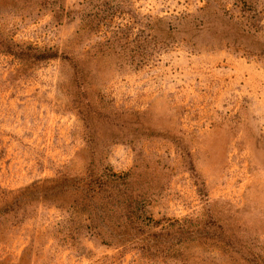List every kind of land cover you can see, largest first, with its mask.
<instances>
[{"label": "rangeland", "instance_id": "374dc122", "mask_svg": "<svg viewBox=\"0 0 264 264\" xmlns=\"http://www.w3.org/2000/svg\"><path fill=\"white\" fill-rule=\"evenodd\" d=\"M0 47V264H264V0H0Z\"/></svg>", "mask_w": 264, "mask_h": 264}, {"label": "trees", "instance_id": "16d2710c", "mask_svg": "<svg viewBox=\"0 0 264 264\" xmlns=\"http://www.w3.org/2000/svg\"><path fill=\"white\" fill-rule=\"evenodd\" d=\"M251 25V24H250ZM248 27H250V26H248ZM0 50H2V51H5V52H8V53H13V54H15V55H18L17 54V52H15L14 50H12L11 48H1L0 47ZM50 56H52V54H49ZM49 55H45V57H50ZM104 170H106V168L104 169ZM115 175V173H113V172H111V169H110V172H109V174H106L105 175V173H103L102 175H101V177L102 178H104L105 177V181H107V182H109V181H111L112 180V177ZM66 178V177H65ZM60 182H58V184H59ZM55 185L56 187L57 186H59V185ZM97 186H99V189L98 188H95V189H93L92 191H91V194H89V197H91V198H98V195H99V191L101 190V186H102V184L101 183H99V185H97ZM86 188V191H90V188H89V185L88 184H84V186H81L80 188H78L77 187V185L76 186H74L73 187V190H74V194L75 193H77L78 191H82L83 189H85ZM64 192H66V191H61V193H64ZM71 194H73L72 192H71ZM76 195V194H75ZM85 198H88V195L86 196V194L84 195V197L83 198H80V201L82 202L81 204L83 205V206H85L86 204H85Z\"/></svg>", "mask_w": 264, "mask_h": 264}]
</instances>
